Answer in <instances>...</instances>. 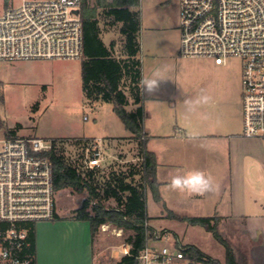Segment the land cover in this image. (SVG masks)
Returning a JSON list of instances; mask_svg holds the SVG:
<instances>
[{
  "label": "rangeland",
  "instance_id": "rangeland-1",
  "mask_svg": "<svg viewBox=\"0 0 264 264\" xmlns=\"http://www.w3.org/2000/svg\"><path fill=\"white\" fill-rule=\"evenodd\" d=\"M139 6L146 39L149 42L151 38L155 39L158 48V51L145 53L142 81L152 79L156 69L161 70L165 80L156 89L167 94L159 105L164 125L171 127L167 132L172 130L176 119L188 126L192 120L199 125L206 114L218 112L224 106L232 124L230 139L224 141L223 148L218 146L217 155L211 154L213 167L208 174L214 179L215 190L205 193V201H198L189 194H180L169 188L165 192L169 211L182 216L210 217L214 214L212 204L215 201H223L221 207H226L233 199L236 207L247 216L264 217V139L243 137L242 61L231 58L219 66L212 59L182 57L180 0H140ZM151 29L152 33L149 32ZM82 63V59L0 61V140L8 137L66 140V156L76 158L75 139L92 137L91 151L86 153V158L100 144L105 170L126 169L128 165L139 163L138 142L129 136L131 134L115 113L113 104L89 101L85 97ZM141 87V105L144 107L143 84ZM144 91L147 106L151 107L148 101L151 93ZM125 92L130 97L128 90ZM205 95L211 98L210 102L196 105L189 111L185 101H195ZM130 100L128 109L132 110L134 104ZM200 145L204 149L206 144L202 142ZM84 196L70 190L57 192V208L70 217L81 206ZM105 207H115V203L107 201ZM147 207L155 226L170 228L152 230H166L225 264V247L210 232L201 226L167 217L164 205L156 203L150 191H147ZM161 211H165V218L160 217ZM114 227L112 225L103 233L106 252L97 264H119L124 256L123 247L127 245L126 239L131 232L117 237ZM218 229L226 241L231 242L237 261L241 255L243 264H248L250 259H262L261 242L250 244L248 235L243 240L241 234L234 233V226H225L222 219ZM99 232H103L101 228Z\"/></svg>",
  "mask_w": 264,
  "mask_h": 264
},
{
  "label": "built area",
  "instance_id": "built-area-1",
  "mask_svg": "<svg viewBox=\"0 0 264 264\" xmlns=\"http://www.w3.org/2000/svg\"><path fill=\"white\" fill-rule=\"evenodd\" d=\"M81 6L82 0H0V61L82 59ZM180 32L182 57L219 66L231 58L242 61L243 137L264 139V0H180ZM52 150V140H0V264H37L31 235L38 223L57 216ZM103 159L97 144L87 167H102ZM145 227L139 264H194L186 255L189 245L166 230H152L149 222ZM123 254L130 255V246Z\"/></svg>",
  "mask_w": 264,
  "mask_h": 264
},
{
  "label": "trees",
  "instance_id": "trees-1",
  "mask_svg": "<svg viewBox=\"0 0 264 264\" xmlns=\"http://www.w3.org/2000/svg\"><path fill=\"white\" fill-rule=\"evenodd\" d=\"M87 1L82 0L81 17L84 24V60L82 63L83 92L89 101L111 103L114 111L125 128L138 142L139 163L114 170L102 167H87L86 153L91 151V138L75 139L76 158L66 156V140L55 139L50 158L54 162V188L57 192L70 190L85 195L81 206L72 216L64 218L75 221H88L92 235L96 236L101 225L112 224L131 234L126 239L130 246V255H125L119 264H139V253L146 245V222L151 218L147 213V191H150L156 203L163 200L157 181L158 163L156 155L147 148V136L144 131L145 111L142 103V63L139 58L141 45L140 12L131 10L140 5V0H113L110 12L118 21H122L121 35L124 38L123 58H116L107 49L101 38L96 22L87 17ZM128 90L134 108L128 109ZM112 200L115 207L106 208L105 202ZM164 205V204H163ZM165 207V206H164ZM167 217L192 226H201L225 247V264H243L242 255L238 261L229 242L220 234V217L182 216L167 210ZM56 219H61L58 214ZM33 246L30 252L36 253L35 234L31 235ZM187 257L193 263L221 264L199 248L189 245ZM239 262V263H238Z\"/></svg>",
  "mask_w": 264,
  "mask_h": 264
},
{
  "label": "crops",
  "instance_id": "crops-1",
  "mask_svg": "<svg viewBox=\"0 0 264 264\" xmlns=\"http://www.w3.org/2000/svg\"><path fill=\"white\" fill-rule=\"evenodd\" d=\"M112 2L113 0H88L87 17L90 22L97 23L104 46L112 51L116 58H123L124 38L120 32L123 22L118 21L115 15L110 12ZM131 10H138L141 13L140 6ZM140 19L139 41L141 50L139 58L143 66L145 53L151 52V50L158 51V48H156L155 39L151 38L150 42L146 39L142 30L141 14ZM152 31L151 29L149 32L152 33ZM158 44L159 42L157 41V46ZM165 94L160 89H155L151 92L148 101H150L152 106L148 107L143 89L144 107L146 110L144 131L148 140L147 148L156 155L158 163L157 181L165 210H171L168 206V198L165 192L170 188L169 184L172 176L195 169L203 170L208 174L213 167L211 154L217 155L218 146L220 145L223 148L222 144H224V141L230 139L232 124L228 116V109L224 106L218 112L214 111L206 114L201 121L202 124L199 125L192 120L188 126L176 119L172 130L167 132L170 126L166 127L164 125L161 107L159 106ZM129 101L131 102L130 97ZM148 120H151L150 123ZM198 130H202V132ZM202 142L206 144L204 149L200 145ZM190 196L192 199L196 198L198 201H205L206 195L191 194ZM222 202L220 200L212 204L214 212L212 216L220 217L224 221L225 226H234V233L241 234L243 240L248 235L250 244L261 242L262 244H259V246L261 245L264 251V217L247 216L242 209L238 206L236 207L233 199L229 201V205H226V207H221ZM164 212L161 211V218L166 217ZM147 213L150 217L148 207ZM57 214L61 219L43 221L36 226L37 264H97L98 259H101L104 252H106L104 232H98L96 236H93L91 225L88 221L64 219L67 218V215L59 211L58 208ZM149 226L152 229L169 228L164 225L157 227L154 225L153 220L149 221ZM249 264H264V253L260 261L250 259Z\"/></svg>",
  "mask_w": 264,
  "mask_h": 264
},
{
  "label": "clouds",
  "instance_id": "clouds-1",
  "mask_svg": "<svg viewBox=\"0 0 264 264\" xmlns=\"http://www.w3.org/2000/svg\"><path fill=\"white\" fill-rule=\"evenodd\" d=\"M165 79L161 76V70L156 69L153 73V78L147 81H142L144 89L151 93L158 86L161 81ZM211 98L207 95L201 96L195 101H185L188 105L189 111H192L196 105L207 104ZM169 187L171 190L180 194H200L209 193L215 190L214 179L210 174H207L203 170H191L183 174H176L172 176Z\"/></svg>",
  "mask_w": 264,
  "mask_h": 264
}]
</instances>
